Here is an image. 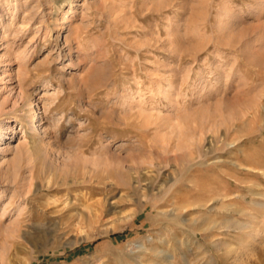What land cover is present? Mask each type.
<instances>
[{
	"label": "rangeland",
	"instance_id": "1",
	"mask_svg": "<svg viewBox=\"0 0 264 264\" xmlns=\"http://www.w3.org/2000/svg\"><path fill=\"white\" fill-rule=\"evenodd\" d=\"M4 100L0 264H264V0H0Z\"/></svg>",
	"mask_w": 264,
	"mask_h": 264
},
{
	"label": "bare ground",
	"instance_id": "2",
	"mask_svg": "<svg viewBox=\"0 0 264 264\" xmlns=\"http://www.w3.org/2000/svg\"><path fill=\"white\" fill-rule=\"evenodd\" d=\"M23 29V28H22ZM39 30V29H38ZM23 32V31H22ZM46 34V33H45ZM47 35V34H46ZM21 74V73H20ZM24 75V74H23ZM19 77H21L22 78V76H18V78ZM24 79V78H23ZM25 80V79H24ZM185 84H187L186 82H185ZM171 88V87H170ZM23 89H19V92H18V94H17V98H16V100H15V102H14V107H15V104H17L18 103V101H17V99H19L22 95H23V91H22ZM14 91V90H13ZM11 94H12V91H11ZM6 103H7V100H4V101H2L1 103H0V112H2V111H4L5 109H6ZM30 118V119H29ZM29 120H30V126H31V132H33L32 134H40L41 133V130H40V123H41V117L39 116V111L37 110V108H36V106L34 107V110L29 114ZM27 119V120H28ZM148 122H149V120H148ZM28 123H29V121H28ZM114 125V124H113ZM149 123H146L144 126H147V127H149ZM155 127V126H154ZM241 130V129H240ZM239 130V131H240ZM162 134V133H161ZM245 134V133H244ZM224 139V138H223ZM166 141V140H165ZM234 142V141H233ZM137 144V143H136ZM165 145V144H164ZM124 147V146H123ZM165 147V146H164ZM132 149V148H131ZM162 152V151H161ZM168 152V151H167ZM126 153H127V151H126ZM111 155V154H110ZM201 155V154H200ZM180 156H181V154L178 156V155H175V156H173L174 157V159H177L178 157H179V159H180ZM160 157V156H159ZM105 159V158H104ZM109 159V158H108ZM120 163H122V164H125V163H135V162H137L138 161V158H137V155H135V154H133V153H131V154H125V156H123L122 154L120 155V156H118V158H116ZM170 159H171V157H170ZM141 160H143V159H141ZM155 160V159H154ZM98 161H100V160H98V159H96V160H94V164L95 165H99V163H98ZM104 161V160H103ZM147 161V160H146ZM168 161V160H167ZM170 161V160H169ZM175 161V160H174ZM185 161V160H184ZM189 161V160H188ZM176 162V161H175ZM79 163V162H78ZM112 163V162H111ZM116 163V162H115ZM165 163V162H164ZM106 164V163H105ZM146 164H148V163H146ZM155 164V163H154ZM115 165V164H114ZM121 165V164H120ZM132 165V164H131ZM136 165H137V163H136ZM153 165V164H152ZM184 165V164H183ZM76 166H78V165H76ZM174 166V165H173ZM79 167V166H78ZM115 167V166H114ZM98 168V167H97ZM109 168V167H108ZM103 170V169H102ZM227 174V173H226ZM52 175V174H51ZM147 175H148V173H147ZM135 176V175H134ZM178 176V175H177ZM176 177V176H175ZM110 178V177H109ZM80 179V178H79ZM102 179V178H101ZM101 179H99L98 180V183H100V185H101V183L103 182V181H101ZM112 179V178H111ZM103 180V179H102ZM109 180V179H108ZM79 181V180H78ZM85 182H86V180H84ZM83 181V182H84ZM92 182V181H91ZM49 183H50V181H49ZM77 183H82V182H77ZM111 183V182H110ZM199 184V183H198ZM112 185V184H111ZM201 185V184H200ZM206 185V184H205ZM209 185V184H208ZM199 187V186H198ZM28 190V189H27ZM200 196V195H199ZM114 199V198H113ZM112 198H105L104 200H101V201H98V202H96V203H94V204H92V206H95V205H99V206H101L102 207V212H107L108 214H115L116 212H118L117 211V208H118V203H117V201H116V199L115 200H113ZM182 199H183V197H182ZM74 200V199H73ZM184 200H188V199H184ZM183 200V201H184ZM184 204H185V202H184ZM193 204V203H192ZM191 204V205H192ZM180 205H182V204H180ZM179 205V206H180ZM188 204L186 203L185 205H182V207H180V209H186V208H188L189 206H187ZM194 205V204H193ZM207 206V205H206ZM90 208V207H89ZM190 208V207H189ZM213 209V208H212ZM94 210V209H93ZM187 210V209H186ZM95 211V210H94ZM94 211H91L89 214H88V219H87V221H86V224H89V225H91V226H94L95 224H97V223H99L100 221H101V215H99V214H97L96 212H94ZM81 212V211H80ZM102 214V213H101ZM86 217V216H85ZM82 219V218H81ZM85 220H86V218H85ZM237 224H239V223H237ZM240 226V228H241V230L242 229H245L246 231H247V229H248V226H244V225H241V224H239ZM254 227V226H253ZM93 228V227H92ZM264 229V228H263ZM248 230H250V229H248ZM260 230V229H259ZM256 231V230H255ZM248 232V231H247ZM253 232V231H252ZM264 232V230L263 231H260V233H263ZM248 233H250V232H248ZM247 233V234H248ZM250 234H252V233H250ZM250 234H249V236H250ZM252 236V235H251ZM250 236V237H251ZM259 236V235H258ZM262 236H263V234H262ZM249 237V238H250ZM256 237H257V233H256ZM254 237L252 236V239H253ZM71 242V241H70ZM244 244V243H243ZM231 251V250H230Z\"/></svg>",
	"mask_w": 264,
	"mask_h": 264
}]
</instances>
